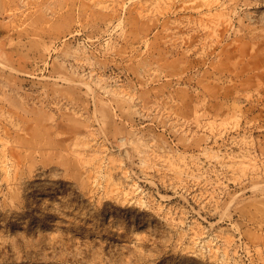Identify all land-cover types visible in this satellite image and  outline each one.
<instances>
[{
    "label": "rangeland",
    "instance_id": "rangeland-1",
    "mask_svg": "<svg viewBox=\"0 0 264 264\" xmlns=\"http://www.w3.org/2000/svg\"><path fill=\"white\" fill-rule=\"evenodd\" d=\"M0 264H264V0H0Z\"/></svg>",
    "mask_w": 264,
    "mask_h": 264
}]
</instances>
